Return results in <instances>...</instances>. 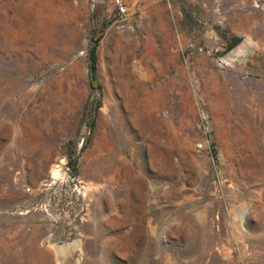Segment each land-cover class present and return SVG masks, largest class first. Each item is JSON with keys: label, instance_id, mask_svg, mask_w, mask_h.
Returning <instances> with one entry per match:
<instances>
[{"label": "rangeland", "instance_id": "rangeland-1", "mask_svg": "<svg viewBox=\"0 0 264 264\" xmlns=\"http://www.w3.org/2000/svg\"><path fill=\"white\" fill-rule=\"evenodd\" d=\"M124 1L0 0V264H264V0Z\"/></svg>", "mask_w": 264, "mask_h": 264}, {"label": "trees", "instance_id": "trees-1", "mask_svg": "<svg viewBox=\"0 0 264 264\" xmlns=\"http://www.w3.org/2000/svg\"><path fill=\"white\" fill-rule=\"evenodd\" d=\"M242 40L241 37H235L230 41L228 49L240 43ZM96 41L89 46L88 50V75H89V84L91 88H99L100 84L96 78Z\"/></svg>", "mask_w": 264, "mask_h": 264}, {"label": "built area", "instance_id": "built-area-1", "mask_svg": "<svg viewBox=\"0 0 264 264\" xmlns=\"http://www.w3.org/2000/svg\"><path fill=\"white\" fill-rule=\"evenodd\" d=\"M113 6L120 19H126L129 15L127 5L124 0H112Z\"/></svg>", "mask_w": 264, "mask_h": 264}, {"label": "bare ground", "instance_id": "bare-ground-1", "mask_svg": "<svg viewBox=\"0 0 264 264\" xmlns=\"http://www.w3.org/2000/svg\"><path fill=\"white\" fill-rule=\"evenodd\" d=\"M56 173V170L55 169H52V173L51 174H55Z\"/></svg>", "mask_w": 264, "mask_h": 264}]
</instances>
